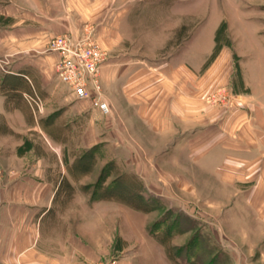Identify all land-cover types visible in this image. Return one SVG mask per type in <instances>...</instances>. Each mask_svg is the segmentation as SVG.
I'll return each instance as SVG.
<instances>
[{
    "label": "crops",
    "instance_id": "0c3cea01",
    "mask_svg": "<svg viewBox=\"0 0 264 264\" xmlns=\"http://www.w3.org/2000/svg\"><path fill=\"white\" fill-rule=\"evenodd\" d=\"M177 1L0 0V165L6 170L0 228H12L6 248L21 264H151L131 251L126 228H109L102 202L91 208L79 201L73 176L78 130L93 136V113L59 81V56L46 44L77 35L83 25L93 26L106 55L100 76L107 94L116 91L132 103L149 152L167 160L182 154L213 179L217 228H246L264 238V0L217 4L214 33L186 32L167 56L150 60L135 43L131 49L128 41L149 16L164 11L172 35L189 26L193 13ZM221 86L240 94L241 102L229 110L207 105L206 95ZM23 97L37 111L31 114ZM60 132L75 135L73 150L58 140ZM31 136L49 147L37 150ZM141 232L137 243L147 245Z\"/></svg>",
    "mask_w": 264,
    "mask_h": 264
},
{
    "label": "rangeland",
    "instance_id": "374dc122",
    "mask_svg": "<svg viewBox=\"0 0 264 264\" xmlns=\"http://www.w3.org/2000/svg\"><path fill=\"white\" fill-rule=\"evenodd\" d=\"M167 1L172 3V0ZM227 1L232 0L177 1L179 7L193 13L189 26L172 35L165 31L168 15L160 12L155 19L150 20L149 16L143 20L136 38L128 41L129 47L133 49L135 43L138 54L151 60L174 52L186 32L192 34L195 28V35L207 38L217 28V4L221 6ZM130 28L128 31L133 34L134 29ZM162 33L166 39L156 41ZM101 85L111 112L102 116L89 102L83 101L87 112L93 113L94 133L92 137H85L84 132L78 130L76 168L72 173L77 177L79 201L83 197L91 208L102 202L103 208L109 211V228H126L130 245L134 243L131 251H140L142 258L151 259V264H264V238H253V232L247 233L246 228H217V184L213 179L200 174L182 154L167 160L165 154L149 152L148 138L135 128L132 103L125 104L116 91L108 95L102 82ZM221 90H225L228 100L212 103L209 98ZM107 96L113 97L112 100ZM241 98L228 86H221L206 95L204 102L229 110L240 103ZM24 102L32 114L37 106L32 101V106L25 99ZM31 137V145L37 150L49 147L44 138ZM57 138L67 146L72 145L70 150L74 149V134L67 136L60 132ZM140 145L147 152L141 151ZM173 160L177 163L171 162ZM5 177L6 170L0 165V187ZM11 230L0 228V264H21L16 254L6 248L8 238L13 235ZM138 231H142L147 245L137 243ZM8 253L16 257L9 258ZM117 256L119 254L115 253L114 257ZM139 264H149V261H139Z\"/></svg>",
    "mask_w": 264,
    "mask_h": 264
},
{
    "label": "built area",
    "instance_id": "2783aa9c",
    "mask_svg": "<svg viewBox=\"0 0 264 264\" xmlns=\"http://www.w3.org/2000/svg\"><path fill=\"white\" fill-rule=\"evenodd\" d=\"M46 50L56 53L55 66L59 81L67 86L70 95L79 102H89L100 115L111 112L102 91L100 68L106 59L96 39L93 26L84 25L77 35L63 34L48 40ZM228 100L225 90L209 98L212 103Z\"/></svg>",
    "mask_w": 264,
    "mask_h": 264
}]
</instances>
